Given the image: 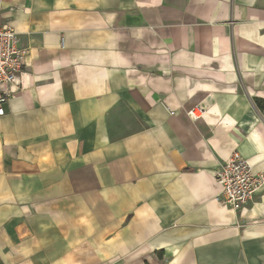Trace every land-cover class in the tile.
Instances as JSON below:
<instances>
[{"label":"crops","instance_id":"0c3cea01","mask_svg":"<svg viewBox=\"0 0 264 264\" xmlns=\"http://www.w3.org/2000/svg\"><path fill=\"white\" fill-rule=\"evenodd\" d=\"M1 23L27 52L0 264H264V186L232 210L213 174L235 150L264 172V0H0Z\"/></svg>","mask_w":264,"mask_h":264},{"label":"built area","instance_id":"2783aa9c","mask_svg":"<svg viewBox=\"0 0 264 264\" xmlns=\"http://www.w3.org/2000/svg\"><path fill=\"white\" fill-rule=\"evenodd\" d=\"M26 49L18 46L17 34L8 24H0V115L3 105L11 90L9 86L16 82L24 67ZM207 110L201 104L190 107L186 114L196 120L205 115ZM173 114V111H169ZM219 192L215 199L219 204L232 210H243L254 194L264 186V172H255L250 162L238 151H233L228 158L213 171Z\"/></svg>","mask_w":264,"mask_h":264},{"label":"trees","instance_id":"16d2710c","mask_svg":"<svg viewBox=\"0 0 264 264\" xmlns=\"http://www.w3.org/2000/svg\"><path fill=\"white\" fill-rule=\"evenodd\" d=\"M256 103L258 104V100H256Z\"/></svg>","mask_w":264,"mask_h":264}]
</instances>
